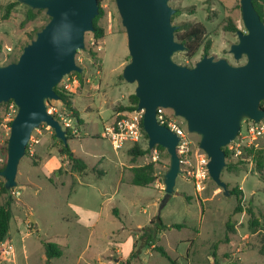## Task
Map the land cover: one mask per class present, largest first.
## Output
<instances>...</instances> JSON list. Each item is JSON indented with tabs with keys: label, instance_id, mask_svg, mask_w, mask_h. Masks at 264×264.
I'll return each mask as SVG.
<instances>
[{
	"label": "rangeland",
	"instance_id": "1",
	"mask_svg": "<svg viewBox=\"0 0 264 264\" xmlns=\"http://www.w3.org/2000/svg\"><path fill=\"white\" fill-rule=\"evenodd\" d=\"M168 1L173 9L178 10L171 17L172 24L199 23L206 28L205 40L211 41L208 56L225 58L232 65L245 61L244 58L236 61L229 53L230 46L237 42L236 32L224 30V25L230 21L238 31H245L240 0ZM12 3L14 5L7 11V6ZM101 7L104 14L98 24L104 28V38L97 41L92 33L85 34V48L75 56L76 65L83 69L82 82L70 92L83 124L79 126L78 133L72 121L77 132L72 133L73 138L67 141V145L75 156L88 163L89 169L83 174L71 170L66 158L59 153V142L53 139V131L45 124L32 132L28 152L18 167V185L10 190L12 218L8 238H12L18 249V264H22L23 259L21 244L38 252L34 256L36 260L40 258L38 250H41L42 241L70 246L68 259L71 261L88 243L91 249L86 255L91 260H97L98 252H101L104 263L111 259L108 255L112 254L116 242L122 250V257L142 251L140 260L137 259L134 264H264V230L252 231L246 213L250 207L256 216L264 214V136L255 142L256 146L244 148L238 158L229 154L230 161L238 164L239 171L224 169L221 173V180L229 191L237 187L242 190V213H233L237 206L236 197L226 196L211 179L198 193L183 173L176 179L173 194L159 209L165 196L164 174L169 167L168 154L156 149V161L152 160L153 152L150 151L132 163L128 155L131 143L114 150L104 136L105 127L116 117L117 107L129 105V96L134 94L135 84L127 83L122 77L130 57L126 32L115 0H102ZM27 15L28 7L20 0H0L1 64L17 60L23 47L34 36V28L41 26L47 18L44 10L36 14L37 22L28 20ZM94 41L95 45L92 44ZM202 55L201 48L192 59L179 52L173 60L192 67ZM97 71L99 75L96 76ZM10 106L0 123V168L6 162L5 141L9 136V122L17 112L15 105L12 109ZM51 108L70 116L60 101H49L47 109ZM166 113L172 114L170 110ZM184 128L186 130L185 124ZM187 137L193 144H198L197 135L187 132ZM258 161L261 168L257 165ZM150 162L155 164V181L148 187L131 185V168ZM93 169L102 174L98 175ZM3 181L0 177V185ZM185 197H189L190 201ZM29 214L38 222V233L36 229L31 230ZM98 214L101 217L96 222ZM63 217L65 220H62ZM150 217H154L151 226L148 224ZM158 218L164 225L183 227L165 230L155 237ZM229 218L234 232L229 233L227 239L226 223ZM20 219H23L24 226ZM94 221L96 226L90 230L89 225ZM137 225L147 228L142 233ZM27 231L26 240H22ZM150 233L154 243L162 247L171 260L154 249H150V253L147 251L151 246L146 245Z\"/></svg>",
	"mask_w": 264,
	"mask_h": 264
},
{
	"label": "water",
	"instance_id": "2",
	"mask_svg": "<svg viewBox=\"0 0 264 264\" xmlns=\"http://www.w3.org/2000/svg\"><path fill=\"white\" fill-rule=\"evenodd\" d=\"M32 10H44L49 21L23 47L15 62H0V104L12 101L17 112L11 121L6 145V163L0 171L6 190L17 187L16 176L31 134L45 124L67 145L66 132L48 112L49 101H60L55 87L71 73L81 74L75 56L85 48V34L92 33L99 14L98 0H20ZM245 31L225 58L204 55L192 67L173 60L185 52L175 39V13L168 0H115L126 32L130 61L122 77L135 84L137 110H143L142 125L150 150L160 146L169 155L164 174L165 196L159 209L174 192L181 171L176 147L179 137L156 120L158 107L170 110L185 122L186 130L199 137L198 146L209 158V178L229 196L221 173L226 166L224 148L237 137L243 120L264 118V22L252 0H240Z\"/></svg>",
	"mask_w": 264,
	"mask_h": 264
},
{
	"label": "trees",
	"instance_id": "3",
	"mask_svg": "<svg viewBox=\"0 0 264 264\" xmlns=\"http://www.w3.org/2000/svg\"><path fill=\"white\" fill-rule=\"evenodd\" d=\"M101 1L98 0L99 4V14L94 18L93 20V32L92 35L95 40L101 41L104 38L105 31L104 28L101 27L98 22L101 19V17L104 14V10L101 7ZM253 6L259 16L261 17L262 21L264 19V0H252ZM14 3L7 6V11L10 9ZM42 10H32L28 8V20H35L36 14L41 12ZM178 10H175V13H177ZM173 19V18H172ZM36 21V20H35ZM49 21V18L47 17L46 20L43 22V24L37 28H34L33 33L34 36H31L30 40H33L36 36V33L40 31L44 25ZM37 22V21H36ZM176 27L175 30V39L184 45L185 47V56L188 59H192L196 53L202 48L203 49V55H208V51L211 48V41L205 40L206 36V28L199 23H190V22H182L180 24H173ZM224 30L229 33H235L238 31L235 24L232 22L226 23L224 25ZM1 52V47H0ZM92 56L95 57V53H92ZM18 59V58H17ZM16 59L11 60V62H15ZM8 64V63H7ZM191 67V66H190ZM83 73H72L71 76L78 78L82 82V75ZM55 92L59 97L60 102L62 103L63 107L66 109L67 112H70V118L74 119L76 126H80L83 124L82 119L80 118V115L78 111L75 109L72 103V94L70 92H65L61 89L60 86L55 87ZM49 103V102H48ZM13 102L9 101L7 103H1L0 104V123L1 120L6 116V113L8 111L9 105H12ZM138 99L134 94H131L129 96V105L125 107H117L116 111L117 113L122 112H133L137 109ZM261 106L264 109V101L261 103ZM173 114V113H172ZM55 119L59 121L57 116L53 115ZM185 123V122H184ZM11 122H9L10 127ZM142 132L144 140L147 141L148 137L146 133L143 130V125L141 123ZM53 131V130H52ZM66 132V138L67 141H69L71 138H73L71 129L65 128ZM52 137L54 140H57L59 142V153L60 155L64 156L66 158L67 163L70 165V168L73 172H76L78 174H83L86 170L89 169L88 163L80 157L75 156L68 145H64L62 141L58 140L54 133L52 134ZM5 144L7 145V140L5 141ZM28 145L26 147V154L28 152ZM253 147V146H252ZM155 150H159L160 152H166L165 149H163L160 146H155ZM224 153L226 156V166L225 169L228 172H237L239 171V167L237 163H233L230 161L229 154L227 152V148H224ZM253 149L250 151L252 152ZM6 151V146H5ZM151 150L148 148L147 145L143 147V144H133L132 147L128 150V155L130 156V160L132 163H135L138 159L142 158L144 155L148 154ZM168 154V153H167ZM169 156V155H168ZM6 163V162H5ZM257 165L261 168L262 165L258 161ZM5 164L0 168V171L3 170ZM93 171H96L93 169ZM132 175L130 179V184L133 186H139V187H148L155 181V164L153 162H150L148 164L142 165V166H133L131 168ZM97 172V171H96ZM98 175H101L102 172H97ZM10 190H6L4 187V181L1 182L0 185V245L7 239L10 229V221L12 218V211H11V204H12V198L10 196ZM230 195H234L237 199V206L233 210L234 214L242 213V200H243V193L240 188H234L231 191H229ZM187 201H190L189 197H185ZM247 215L249 216V228L252 231L256 230H264V214H259L258 216L255 215L253 210L249 207L246 211ZM158 223L156 225L157 231H165L170 229H180L183 226L182 225H164L160 218L157 219ZM154 224V221H151V225ZM146 229V228H145ZM234 232V226L230 222V218L228 219L226 223V238L228 239L229 233ZM147 245H150V243L154 244V240H152V237L147 235L146 240ZM42 244L45 249L46 254V264H49L50 260L53 258H57L61 256V251L59 249V245L54 242L49 241H42ZM154 250L159 252L160 255L168 260H171L169 255L164 251V249L160 246H155ZM136 254V253H135ZM133 256V255H132Z\"/></svg>",
	"mask_w": 264,
	"mask_h": 264
},
{
	"label": "built area",
	"instance_id": "4",
	"mask_svg": "<svg viewBox=\"0 0 264 264\" xmlns=\"http://www.w3.org/2000/svg\"><path fill=\"white\" fill-rule=\"evenodd\" d=\"M92 44L95 45V41ZM98 50H100V48ZM97 75H99L98 71L96 72V76ZM79 85L80 80L71 76V74L65 76L60 83L61 89L65 92H72L74 89H77ZM13 107L14 105L12 104L10 108L12 109ZM48 112L57 116L64 129L70 128L71 133L73 134L77 132L76 127L72 122L74 119L62 112H57L55 108L49 109ZM142 118L143 110L138 111L137 109L133 112H122L116 114L114 120L107 125L104 130V136L110 141L114 150L121 149L127 142L132 145H147V141L144 140L141 127ZM156 120L160 125L165 126L179 137L176 151L180 160L181 173H183L187 179L193 183V187L196 192H202L205 189L207 180L210 179L207 170V164L209 162L208 156L199 148L198 144H193L188 139L187 132L184 128L185 123L182 119L179 120L173 114L166 113V109L158 107L156 109ZM263 136L264 118L259 122L245 119L241 124L240 131L235 140L230 142L225 148H227L228 154L234 158H238L244 148L256 146L255 142ZM151 152H153L152 160L156 161V150L152 149ZM240 159L244 160L243 158Z\"/></svg>",
	"mask_w": 264,
	"mask_h": 264
},
{
	"label": "crops",
	"instance_id": "5",
	"mask_svg": "<svg viewBox=\"0 0 264 264\" xmlns=\"http://www.w3.org/2000/svg\"><path fill=\"white\" fill-rule=\"evenodd\" d=\"M74 106V105H73ZM78 133H79V126L77 127ZM77 137V135H75ZM131 179V178H130ZM122 181V179H121ZM101 216H99V214L97 215V217L95 216V220L96 222L99 221V218ZM154 217H150L149 219V225L151 226V221H153ZM28 219L31 220V230H37L36 232L38 233V222L36 220V218H34V216H32L31 214H29ZM62 220H65V217L62 218ZM20 222L23 225V219H20ZM95 221L94 223H92L91 225H89V229L92 230L95 227ZM138 227V231L143 233V230L145 229L144 226L141 225H137ZM24 228V227H23ZM147 228V227H146ZM25 229V228H24ZM30 230V231H31ZM142 230V231H141ZM29 231H27L21 238L22 240H26L25 237H27V235ZM163 231H157V229L155 228V233L154 236L157 237L160 234H162ZM10 235V234H8ZM67 236V235H66ZM149 236H152V234L150 233ZM137 236L135 235V238ZM8 239V240H7ZM7 239L0 245V264H4V263H11V264H18V259H17V251L18 249L15 248V245L12 243V238L11 237H7ZM130 239V238H129ZM147 240V239H146ZM49 242H53V241H49ZM55 243V242H54ZM57 244V243H56ZM117 243L114 242V248L112 249V254L108 255L109 257H111V259L106 260L104 263L102 262L103 260L101 259V252H98V259L94 260L91 257L87 256V251L88 249H91V245H89L88 243L86 244V246L83 249H80L79 253L76 255V258H74L73 261L69 260L68 257H70V255H68V253L70 252V246H68L67 244L65 246L59 245V249L61 251V256L57 257V258H53L50 260L49 264H92L93 262H97V264H115V263H128V264H134V262L138 259L140 260V253L142 251H136L135 253L132 252L130 255H126L122 257V250L120 249L119 246L116 245ZM41 250L39 248L38 251H40V253L38 254L40 256V258L35 260L36 256L35 254H37L38 252H35L34 249L30 250L28 248V246L21 244V255H22V264H46V254H45V249L44 246L41 242ZM147 245V244H146ZM150 248L147 249V251H149L150 253V249H154L155 246H157L155 243H150ZM109 248H107L108 250ZM155 251V250H154ZM133 255V256H132ZM6 256H9V258H6ZM108 257V258H109ZM89 258V259H88Z\"/></svg>",
	"mask_w": 264,
	"mask_h": 264
}]
</instances>
